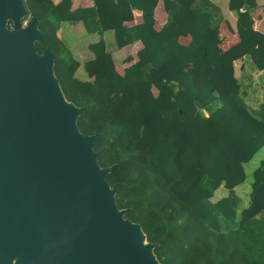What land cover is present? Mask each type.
<instances>
[{
	"label": "trees",
	"instance_id": "16d2710c",
	"mask_svg": "<svg viewBox=\"0 0 264 264\" xmlns=\"http://www.w3.org/2000/svg\"><path fill=\"white\" fill-rule=\"evenodd\" d=\"M23 1L43 34L36 50L54 53L60 89L82 110L79 131L97 134L92 146L98 163L112 166L106 179L117 184V207L140 225L158 262L264 264V158L252 170L247 205L234 190L246 178L244 163L264 146L263 86L245 69L232 78L235 46L222 52L217 42L204 39L222 21L220 7L211 0H127L142 21L122 24L116 0L76 8L72 0ZM159 1L166 19L151 36ZM257 6V0L227 2L242 43L256 35ZM187 11L195 20L185 45L179 42V21ZM63 22H80L87 33L99 35L87 45L92 56H75L58 34ZM106 31L112 33L110 44ZM136 41L142 46L134 61L118 69L114 50ZM254 41L251 69L264 79V34ZM172 58L180 61L175 80L155 78L153 71ZM80 68L84 77L77 75ZM152 86L157 94L149 98ZM221 186L227 193L213 200Z\"/></svg>",
	"mask_w": 264,
	"mask_h": 264
},
{
	"label": "water",
	"instance_id": "95a60500",
	"mask_svg": "<svg viewBox=\"0 0 264 264\" xmlns=\"http://www.w3.org/2000/svg\"><path fill=\"white\" fill-rule=\"evenodd\" d=\"M42 40L23 0H0V264H160L117 207L112 166L98 163L97 134L79 131L82 110L60 89L54 53L36 50Z\"/></svg>",
	"mask_w": 264,
	"mask_h": 264
},
{
	"label": "crops",
	"instance_id": "0c3cea01",
	"mask_svg": "<svg viewBox=\"0 0 264 264\" xmlns=\"http://www.w3.org/2000/svg\"><path fill=\"white\" fill-rule=\"evenodd\" d=\"M54 2H58L59 0H53ZM216 5L220 7L221 13L223 15V19L220 22V24L213 29L208 30L204 34V39L208 42L215 41L219 44L221 51H226L230 47L235 46L236 48V57L232 61V78H239L242 70L245 69L246 71L250 72L254 78V83H262V86L264 85V79L261 76V72L258 70L253 69H247L246 61L243 60L244 54L247 53L249 57V52L253 51L250 50L252 47L256 45V42L254 41L255 37L258 38V32L264 34V0H257L258 5L260 6L258 15L255 16L253 14L254 19V31L256 35L254 38L248 42V43H242L239 41L235 24H236V14L233 11H230L227 7L228 0H211ZM117 2V16L120 20V22L123 24H136L140 23L142 21V16L139 12L134 11L130 8L129 3L127 0H116ZM92 1L91 0H72V8L76 7H85V6H91ZM166 19V13L163 9L162 2L159 1L158 4L155 7L154 11V22L149 26V32L151 36H155L157 33V30L162 26L163 22ZM195 20V14L187 11L186 15L182 20L179 21V24L181 26L180 36H179V42L182 44H189L192 34H193V23ZM72 24L77 25L80 28V22H67V24H63L60 27V30L58 34L62 39L64 37L62 36V29L65 28L66 31L72 26ZM82 25V24H81ZM97 34V33H92ZM73 35V34H72ZM105 38V33H104ZM99 35L97 34L96 40H98ZM65 40V39H64ZM94 40V41H96ZM92 41V42H94ZM90 43V42H89ZM88 45V44H87ZM142 46L141 41H136L132 44H128L124 46V51L120 53H116L113 57L115 59V66L118 69L123 68L126 64L133 62L135 59V54L138 49H140ZM92 56V55H91ZM79 59V58H78ZM80 60V59H79ZM125 60H129L128 63H123ZM249 63L252 62L250 59H247ZM244 61V62H243ZM180 61L172 58L168 61V63L163 66L159 70H154L153 74L155 75V78L157 79H169V80H175L179 72L176 70L179 68ZM224 65L220 66V68L223 69ZM153 87V86H152ZM151 87V88H152ZM263 90V88H262ZM153 96L157 94V90L154 89ZM146 102V101H145Z\"/></svg>",
	"mask_w": 264,
	"mask_h": 264
},
{
	"label": "rangeland",
	"instance_id": "374dc122",
	"mask_svg": "<svg viewBox=\"0 0 264 264\" xmlns=\"http://www.w3.org/2000/svg\"><path fill=\"white\" fill-rule=\"evenodd\" d=\"M259 9H260V6L258 5L257 8L253 11V14L255 16L258 15ZM23 24H24V20H23ZM63 24H67V22H63ZM61 34L65 39V40L64 39L63 40L66 42V44L69 46V48L73 51L75 56L80 59V61H84L85 59H87L88 57L91 56V53L87 48V44L89 42L96 40L97 34L87 33L81 24H80V28L77 25L72 24V26L67 31L65 28H63ZM105 39H106V42L108 44H110V41H112V39H113L112 33L110 31L105 32ZM123 51H124V48H121L118 50H114L113 53H114V55H116V53H120ZM243 57H244L243 60L246 61L245 63L247 64V69L248 68L251 69V65H250L249 61L247 60V59H249L247 53L244 54ZM128 61L129 60H125L123 63H128ZM231 65H233V62L231 63ZM77 75L79 77H84V74H83L81 68L78 70ZM154 89H155V87H152L150 89L151 95L149 98H153ZM254 95H256L258 98V91H257V94L255 93ZM182 144H183L182 141H180V140L177 141L178 146H182ZM263 158H264V146L262 148H260L256 153H254V155L252 156V158L248 162L244 163L246 178H245L244 182H242L240 185H238L234 188L235 192L240 196L242 205H244V206L249 203V191H250V185L252 182V170L259 165V162ZM226 193H227V189L225 187L221 186L220 188H218L215 191L214 196H213V200L216 198H220L221 196L225 195ZM256 218L258 219V215L256 216Z\"/></svg>",
	"mask_w": 264,
	"mask_h": 264
},
{
	"label": "bare ground",
	"instance_id": "6f19581e",
	"mask_svg": "<svg viewBox=\"0 0 264 264\" xmlns=\"http://www.w3.org/2000/svg\"><path fill=\"white\" fill-rule=\"evenodd\" d=\"M23 24V23H22ZM24 25V24H23ZM137 240L140 242L141 245H145L146 241L144 239V237L142 235H140L139 238H137ZM17 258V257H16ZM16 258H14V260L16 261Z\"/></svg>",
	"mask_w": 264,
	"mask_h": 264
},
{
	"label": "flooded vegetation",
	"instance_id": "af4514ba",
	"mask_svg": "<svg viewBox=\"0 0 264 264\" xmlns=\"http://www.w3.org/2000/svg\"><path fill=\"white\" fill-rule=\"evenodd\" d=\"M2 254V252H0V255ZM17 257V258H16ZM18 257H19V254L16 255L15 257H13L11 260H10V264H16L17 263V260H18ZM14 258H16V261L14 260Z\"/></svg>",
	"mask_w": 264,
	"mask_h": 264
},
{
	"label": "built area",
	"instance_id": "2783aa9c",
	"mask_svg": "<svg viewBox=\"0 0 264 264\" xmlns=\"http://www.w3.org/2000/svg\"><path fill=\"white\" fill-rule=\"evenodd\" d=\"M26 21H24V24H25Z\"/></svg>",
	"mask_w": 264,
	"mask_h": 264
}]
</instances>
